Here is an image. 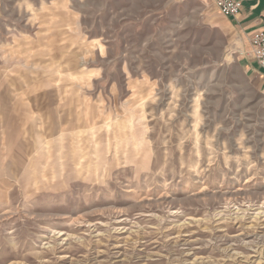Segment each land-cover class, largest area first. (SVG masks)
Instances as JSON below:
<instances>
[{
    "label": "rangeland",
    "instance_id": "rangeland-1",
    "mask_svg": "<svg viewBox=\"0 0 264 264\" xmlns=\"http://www.w3.org/2000/svg\"><path fill=\"white\" fill-rule=\"evenodd\" d=\"M209 0H0V264H264V88Z\"/></svg>",
    "mask_w": 264,
    "mask_h": 264
},
{
    "label": "crops",
    "instance_id": "crops-1",
    "mask_svg": "<svg viewBox=\"0 0 264 264\" xmlns=\"http://www.w3.org/2000/svg\"><path fill=\"white\" fill-rule=\"evenodd\" d=\"M209 1L212 4V1ZM240 1L241 8L235 17L225 18L218 14L222 17V21L231 27L238 39L239 54L241 55L239 58L240 66L245 70L247 75L258 82L260 87L264 88L262 72L256 61L248 53L250 50V37L258 31H264V0Z\"/></svg>",
    "mask_w": 264,
    "mask_h": 264
},
{
    "label": "built area",
    "instance_id": "built-area-1",
    "mask_svg": "<svg viewBox=\"0 0 264 264\" xmlns=\"http://www.w3.org/2000/svg\"><path fill=\"white\" fill-rule=\"evenodd\" d=\"M217 12L225 18L235 17L241 8L240 0H211ZM249 56L256 61L264 77V31L254 33L249 40Z\"/></svg>",
    "mask_w": 264,
    "mask_h": 264
}]
</instances>
